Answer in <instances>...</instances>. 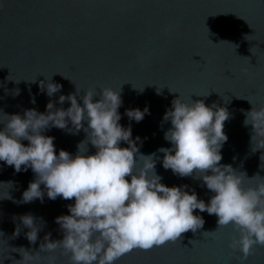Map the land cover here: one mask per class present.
I'll list each match as a JSON object with an SVG mask.
<instances>
[{
  "label": "water",
  "instance_id": "1",
  "mask_svg": "<svg viewBox=\"0 0 264 264\" xmlns=\"http://www.w3.org/2000/svg\"><path fill=\"white\" fill-rule=\"evenodd\" d=\"M45 77L62 86L52 97L40 90L39 82H48ZM75 85L80 95L89 88L120 90L119 123L131 127L134 140L140 138L141 153H155V170L166 186L186 185L185 191H194L205 203L214 195L201 180L179 177L162 166L158 149L172 147L164 139L171 123L163 115L179 95L185 102L225 107L230 118L224 122L227 141L220 163L248 177L264 176V150H251V125L243 124L252 104L264 105V0H0V112L43 113L49 100L66 109L70 102L58 103L59 96L75 93ZM77 102L82 105L79 96ZM146 106L150 114L142 121L129 120L126 109ZM43 134L54 137L57 154L63 149L75 155L85 138L82 130L71 134L55 127ZM87 147L86 154L95 153L91 144ZM34 178L30 168L17 173L0 161V264L22 258L13 248L38 251L45 234L52 240L63 237L55 218L69 214L67 205L74 200H51L45 192L43 202H21ZM7 193L12 199L2 198ZM26 213L44 222L34 244L19 219ZM194 215L205 221L195 233L150 250L133 249L115 264H240L239 251L229 247L237 235L231 226L203 236L217 228V217L199 210ZM17 225L20 235L14 236ZM190 240L196 241L192 245ZM56 257L55 264H70L59 252ZM244 264H264V246H256Z\"/></svg>",
  "mask_w": 264,
  "mask_h": 264
},
{
  "label": "clouds",
  "instance_id": "2",
  "mask_svg": "<svg viewBox=\"0 0 264 264\" xmlns=\"http://www.w3.org/2000/svg\"><path fill=\"white\" fill-rule=\"evenodd\" d=\"M45 80L48 82L40 81L39 87L49 97L60 91L62 86L53 83L51 77ZM161 89L157 87V94ZM80 92L76 87L75 93L59 96L58 103L70 102L66 109L55 107L49 100L43 113L35 109H25L23 116L0 112L4 125L0 129V161L17 173L30 168L35 175L23 191L21 202H43L45 192L51 200H74L67 205L69 214L55 218L62 239L52 240L48 233L38 251L13 248L22 257L15 264H55L57 252L67 256L70 264H115L133 249L150 250L201 229L205 221L194 215V210L217 217V228L203 232V236H214L218 229L228 226L237 233L229 247L239 251L240 264L256 246H264V176L257 173L248 177L246 172L220 163L221 148L227 141L224 122L230 118L225 107L215 102L206 106L203 100L185 102L179 95L163 115V120L171 123L164 139L172 147L158 149L163 153L162 166L179 177L201 180L214 193L205 203L194 191H185L186 185L169 187L161 183L162 177L155 170V153H141L137 143L140 138L134 140L131 127L119 123L120 90L101 87L99 92L95 88L85 89L83 95ZM78 96L82 105L77 102ZM96 96L99 99L94 100ZM146 113L150 114L147 106L143 111L126 109L129 120L136 122ZM244 116V126L251 125V150H264V105L252 104ZM52 127L71 134L85 133L75 155L63 149L57 154L54 137L43 134ZM121 142L127 147H121ZM89 144L95 153L86 154ZM260 159L264 161V153ZM260 167L264 169V164ZM2 198L12 199L8 193ZM19 219L29 229L27 240L34 244L43 220L27 213ZM20 230L17 225L13 235L19 236Z\"/></svg>",
  "mask_w": 264,
  "mask_h": 264
},
{
  "label": "snow or ice",
  "instance_id": "3",
  "mask_svg": "<svg viewBox=\"0 0 264 264\" xmlns=\"http://www.w3.org/2000/svg\"><path fill=\"white\" fill-rule=\"evenodd\" d=\"M162 246V245H161ZM140 250H143V249H140Z\"/></svg>",
  "mask_w": 264,
  "mask_h": 264
}]
</instances>
